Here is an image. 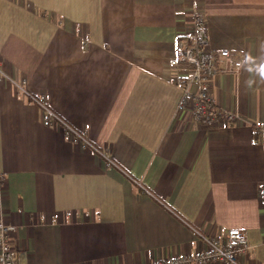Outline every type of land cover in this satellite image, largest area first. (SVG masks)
<instances>
[{
    "label": "crops",
    "instance_id": "1",
    "mask_svg": "<svg viewBox=\"0 0 264 264\" xmlns=\"http://www.w3.org/2000/svg\"><path fill=\"white\" fill-rule=\"evenodd\" d=\"M196 7L211 50L242 61L211 94L246 122L177 112L189 67L167 62ZM262 45L264 0H0V218L16 263L147 264L238 228L239 262L264 264Z\"/></svg>",
    "mask_w": 264,
    "mask_h": 264
},
{
    "label": "built area",
    "instance_id": "2",
    "mask_svg": "<svg viewBox=\"0 0 264 264\" xmlns=\"http://www.w3.org/2000/svg\"><path fill=\"white\" fill-rule=\"evenodd\" d=\"M205 26L203 9L193 8L189 24L177 32V55L167 62L172 67H176L179 63L189 67V72L179 81L181 98L177 112L188 111L192 121L204 127H210L215 123L231 125L236 122H246V119L235 111L217 106L211 94L209 89L211 78L218 73L238 72L242 61L232 57L227 49L212 51ZM35 101L42 105L39 99L35 98ZM43 108L49 115L57 118L45 106ZM64 125L73 143H79L83 147L91 146L88 139L77 130L66 123ZM250 125L255 133L264 137L263 123L250 122ZM1 179L0 175V182ZM257 194L264 203V182L258 188ZM15 228L14 224L0 218V264H17L9 242L10 234ZM205 242L206 246L192 255L161 257L147 264H206L215 261L241 264L238 257L249 248L245 233L238 228L227 229L223 239L206 237Z\"/></svg>",
    "mask_w": 264,
    "mask_h": 264
},
{
    "label": "clouds",
    "instance_id": "3",
    "mask_svg": "<svg viewBox=\"0 0 264 264\" xmlns=\"http://www.w3.org/2000/svg\"><path fill=\"white\" fill-rule=\"evenodd\" d=\"M261 47L264 48V45H262ZM260 75L264 77V64L260 65Z\"/></svg>",
    "mask_w": 264,
    "mask_h": 264
}]
</instances>
